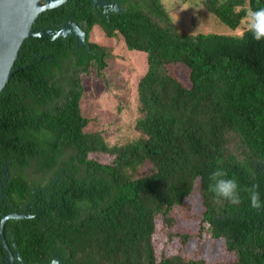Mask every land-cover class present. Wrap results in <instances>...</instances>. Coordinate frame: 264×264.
<instances>
[{"label":"trees","instance_id":"obj_1","mask_svg":"<svg viewBox=\"0 0 264 264\" xmlns=\"http://www.w3.org/2000/svg\"><path fill=\"white\" fill-rule=\"evenodd\" d=\"M88 4L76 0L70 16L88 57L67 38L27 37L0 91V191L29 214L4 225L18 261L49 263L61 244L64 264H264V206L252 209L245 191L258 184L264 201V40L186 34L158 0L129 3L107 25ZM201 4L230 30L244 15L238 6L264 8V0ZM61 7L39 13L34 25ZM95 22L145 56L136 117L123 138L86 131L80 75L104 68L107 55L86 41ZM177 63L188 70V86L167 72ZM217 167L237 180L240 204L209 191ZM157 227L173 253L156 254Z\"/></svg>","mask_w":264,"mask_h":264},{"label":"rangeland","instance_id":"obj_2","mask_svg":"<svg viewBox=\"0 0 264 264\" xmlns=\"http://www.w3.org/2000/svg\"><path fill=\"white\" fill-rule=\"evenodd\" d=\"M202 1L191 0L194 8L190 7L186 10H181L176 0H158V3H161L167 11L170 23L186 34L214 33L233 36L234 30H230L210 14L201 4ZM180 2L183 3L185 0H180ZM176 16L178 19L175 22ZM94 37L95 44L102 46L107 55L104 68L97 71L92 67L87 73L80 75L83 88L80 106L84 116L90 120L86 131L106 129L115 138H123L127 133L122 135V130H125L130 119L136 117L135 87L145 72V56L141 52L127 50L119 35L105 38L95 27ZM167 72L177 81L188 86V70L182 64L168 65ZM118 107H120L119 114ZM117 126L121 127L119 135L114 132ZM95 158L104 162L107 160L104 156H95ZM200 233L202 238H208L205 230ZM152 239L157 255L160 252L163 255L174 252L172 244L165 242L162 227H157ZM219 243L215 246H219L218 252L223 250L221 248L223 244ZM222 257L226 258L225 255ZM220 260L223 258H219L218 261Z\"/></svg>","mask_w":264,"mask_h":264},{"label":"water","instance_id":"obj_3","mask_svg":"<svg viewBox=\"0 0 264 264\" xmlns=\"http://www.w3.org/2000/svg\"><path fill=\"white\" fill-rule=\"evenodd\" d=\"M66 0H0V91L11 74L18 70L11 69L22 41L27 37H42L49 39H64L72 41L76 47L88 57V50L84 47V36L77 27L69 21L64 29L33 32L31 25L37 15L45 10L58 7ZM94 10L100 15V23L107 25V15L120 14L117 6L106 5L102 0H89ZM7 218L25 219L28 215L11 214L0 220V241L3 246L1 226ZM68 252L61 244L52 252L49 263L64 264ZM9 256V252L7 251ZM4 264H21L16 257L9 258Z\"/></svg>","mask_w":264,"mask_h":264},{"label":"clouds","instance_id":"obj_4","mask_svg":"<svg viewBox=\"0 0 264 264\" xmlns=\"http://www.w3.org/2000/svg\"><path fill=\"white\" fill-rule=\"evenodd\" d=\"M176 3L181 10H186L190 7L194 8L191 0H185L183 3L180 0H176ZM240 11H243L244 15L234 30V36L238 39H243L246 34H251L254 41L260 42L264 40V8L253 10L250 6L244 8L238 6L237 12L239 13ZM174 19L176 22L178 17L176 16ZM209 180V191L213 193L217 201H226L231 205L241 203L240 185L237 180L227 178V172L222 167L214 169ZM258 188L259 185L253 183L245 189L248 193L250 207L254 210H259L264 206V201H261Z\"/></svg>","mask_w":264,"mask_h":264},{"label":"flooded vegetation","instance_id":"obj_5","mask_svg":"<svg viewBox=\"0 0 264 264\" xmlns=\"http://www.w3.org/2000/svg\"><path fill=\"white\" fill-rule=\"evenodd\" d=\"M89 2L88 4V8H90V12L95 15V20L96 22L100 19V15L94 10L93 6L91 5L90 1L87 0ZM106 5H114L117 6L118 11L119 10H123V8L125 7V5L131 3H137V1L141 0H102ZM75 3L76 0H66L64 2H62L59 6H62L60 9H62V13L57 12V14H55L49 22L46 23V20H49L47 16H41L39 17V23L35 24L32 23L33 25V29L31 28V31L33 32H41V31H50V30H58V29H64V27L66 26V24L68 23V21L75 27L79 29V27L71 20L70 16H71V12L73 11V9L75 8ZM66 12V14H65ZM65 14V18L62 19V21L60 23H56V18H59L61 16H63ZM109 15H107L108 17ZM94 23L92 24V26L89 29V33H88V37H87V43L88 44H94L95 45V37H94V31H95V27L97 29L98 32H100L105 38L109 36L105 35V30L104 28L99 24V23ZM113 36H116L113 35ZM42 38V37H41ZM84 47L86 46V42H84ZM6 198L3 196V194L0 191V220L3 217H7V215H11V214H18V215H29L28 214V206L27 205H23L22 208H13L10 204L6 203ZM6 204V205H5ZM6 207V210H5ZM12 207L13 212H10L8 209ZM6 223V219L3 222L2 226H1V234L3 237V243L5 245V247L3 246L2 242L0 241V264H4L9 258L11 257H16V252L13 249V245H12V240H11V233H9V227H4ZM7 251L9 252V256L7 254Z\"/></svg>","mask_w":264,"mask_h":264}]
</instances>
